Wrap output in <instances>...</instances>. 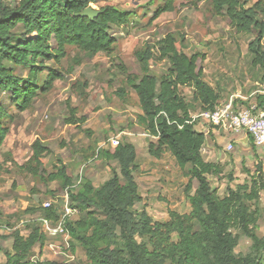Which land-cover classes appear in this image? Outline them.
Wrapping results in <instances>:
<instances>
[{
    "label": "trees",
    "instance_id": "16d2710c",
    "mask_svg": "<svg viewBox=\"0 0 264 264\" xmlns=\"http://www.w3.org/2000/svg\"><path fill=\"white\" fill-rule=\"evenodd\" d=\"M162 1L154 18L175 9L177 0ZM198 1L201 0H193ZM210 1L215 13L227 15L239 32L254 34L249 43L252 64L264 66V21L258 17L260 13L264 16L262 0L249 8L244 0ZM98 2L18 0L10 5L0 0V92H9L19 110L31 107L39 89V74L48 71L43 91L62 77L45 61L60 62L66 56L67 46L90 53L113 51L116 38L110 29L113 25L126 24L132 12L105 5L99 6L94 19L77 15ZM20 25L24 34L16 32ZM135 55L141 76L128 74L126 83L138 96L142 111L138 121L149 137V153L161 159L166 151L170 152L189 177V191L192 182L197 181V188L189 197L191 209L188 213L171 210L170 218L165 221H153L146 211L137 216L132 208L143 200L134 175L138 151L132 142L120 141L101 150V156L116 161L119 170L99 188L87 180L78 190H73L72 177L67 175L64 165L49 175L50 181L61 180L64 187H69L70 203L81 214L66 223L71 242L84 249L88 260L85 264H264V235L260 237L256 232L262 216L263 164H257L251 183L228 188L222 197L217 195L209 177L220 173L221 168L203 157L207 135L195 128L191 109L181 93L180 87L191 88L203 110L214 109L220 102L219 94L204 77L201 62L205 55L180 51L177 39L170 33L159 42L158 51L145 46ZM154 59L167 60L170 64L161 77L151 72ZM8 63L28 68L27 78L17 76ZM116 93L120 97L128 95L124 88ZM255 103L264 108V94ZM3 115L0 104V150L9 131L2 124ZM32 150L35 173H38V168L43 167L42 158L50 149L37 139ZM43 211L42 216L53 223L58 221L57 208L52 206ZM241 234L252 243L246 252L236 253ZM11 238V251L6 253L5 264H70L31 258L34 247L37 244L43 247L46 240L40 226L27 235L17 231Z\"/></svg>",
    "mask_w": 264,
    "mask_h": 264
},
{
    "label": "rangeland",
    "instance_id": "374dc122",
    "mask_svg": "<svg viewBox=\"0 0 264 264\" xmlns=\"http://www.w3.org/2000/svg\"><path fill=\"white\" fill-rule=\"evenodd\" d=\"M5 1L10 5L18 2ZM257 2L259 0H244L246 8ZM163 3L162 0H99L97 4L91 3L96 10L99 6L113 5L132 12L126 24L113 25L110 29L116 38L112 52L90 53L67 46L66 56L60 62L46 60L45 64L56 69L62 77L43 91L48 71L39 74L37 95L26 110L17 108L9 92H0V104L5 114L1 120L9 128L0 150L1 264H5L6 253L11 251V236L17 231L27 235L33 228L41 227L40 217L44 215L45 204L50 203V207L62 212L69 187H64L61 180L50 181V173L64 165L67 175L72 177L73 190H78L87 180L99 188L119 170L116 161L101 156V150L111 147L112 137L132 142L138 151L134 175L143 200L132 208L137 216L146 211L153 221H165L170 218L171 210L190 211L189 197L198 183L194 180L189 191V177L170 152L166 151L161 159L149 153V137L138 121L142 113L138 96L126 83L128 74L141 76L135 55L140 48L149 46L158 51L162 38L173 34L180 51L205 55L201 62L204 77L219 94L220 102L233 98L237 107H246L264 94V66H254L249 51L253 33L239 32L227 15L215 13L210 0L196 3L177 0L174 11L154 18ZM258 17L264 21L262 13ZM24 31L20 25L16 32L24 34ZM262 43L264 47V39ZM8 65L17 76L27 78L28 68ZM169 68L167 60L151 61V72L159 77ZM120 88L128 92L127 97L116 93ZM180 89L191 109L195 128L207 135L203 157L221 168L220 173L209 177L212 189L222 197L228 188L251 183L259 162L264 170V152L255 144L244 145L232 134L218 132L207 125L200 117L203 109L194 99L192 89L186 86ZM37 139L49 147L50 153L43 156V167L35 173L32 144ZM229 143L233 145L232 150L227 147ZM260 205L262 216L256 232L262 237L264 190L260 193ZM80 215L77 213L72 219ZM48 242L65 244L63 235L48 238ZM46 243L45 248L40 244L34 247L32 259L70 264L88 262L82 246L71 239L66 253L55 257ZM251 243L248 236L241 234L236 253L246 252Z\"/></svg>",
    "mask_w": 264,
    "mask_h": 264
},
{
    "label": "built area",
    "instance_id": "2783aa9c",
    "mask_svg": "<svg viewBox=\"0 0 264 264\" xmlns=\"http://www.w3.org/2000/svg\"><path fill=\"white\" fill-rule=\"evenodd\" d=\"M200 117H202L207 125L218 132L238 134L244 131L251 137L255 145H264V108H259L255 102L246 107H237L235 99L232 98L229 101L219 102L214 109L203 110ZM110 142L111 146H115L120 140L118 137H112ZM227 147L230 150L233 149L231 143ZM49 207L50 203L45 204V208ZM77 213H79V210L71 205L69 194L67 193L66 203L56 223H53L46 216L40 217L41 229L46 236L45 243L48 238H56L59 235H63L64 237L65 244L46 243L54 257L64 255L69 248L68 241L71 239V236L67 230L66 223ZM43 247L45 248V245Z\"/></svg>",
    "mask_w": 264,
    "mask_h": 264
},
{
    "label": "crops",
    "instance_id": "0c3cea01",
    "mask_svg": "<svg viewBox=\"0 0 264 264\" xmlns=\"http://www.w3.org/2000/svg\"><path fill=\"white\" fill-rule=\"evenodd\" d=\"M232 137H235L239 140H241V142L244 144V145H249V143H253L251 137L244 131L238 133V134H232ZM258 150H261L262 152H264V145L262 146H257ZM260 153V152H259Z\"/></svg>",
    "mask_w": 264,
    "mask_h": 264
},
{
    "label": "water",
    "instance_id": "95a60500",
    "mask_svg": "<svg viewBox=\"0 0 264 264\" xmlns=\"http://www.w3.org/2000/svg\"><path fill=\"white\" fill-rule=\"evenodd\" d=\"M98 13H99L98 10H96L95 8L89 6L88 8L83 10L82 12L77 13V15L84 16V17H89V18L94 19L98 15Z\"/></svg>",
    "mask_w": 264,
    "mask_h": 264
}]
</instances>
